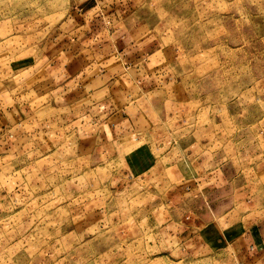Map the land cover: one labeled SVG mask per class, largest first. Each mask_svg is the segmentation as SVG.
<instances>
[{"label":"rangeland","instance_id":"1","mask_svg":"<svg viewBox=\"0 0 264 264\" xmlns=\"http://www.w3.org/2000/svg\"><path fill=\"white\" fill-rule=\"evenodd\" d=\"M76 2L0 0V264H260L242 233L264 221V0H136L178 95L100 146L35 93Z\"/></svg>","mask_w":264,"mask_h":264},{"label":"crops","instance_id":"2","mask_svg":"<svg viewBox=\"0 0 264 264\" xmlns=\"http://www.w3.org/2000/svg\"><path fill=\"white\" fill-rule=\"evenodd\" d=\"M135 8L136 0H78L35 70V93L66 112L55 121L91 146L150 130L168 114L158 106L178 95L176 51L153 39ZM243 234L244 258L264 264V221Z\"/></svg>","mask_w":264,"mask_h":264}]
</instances>
